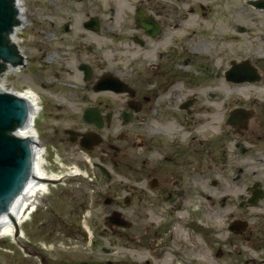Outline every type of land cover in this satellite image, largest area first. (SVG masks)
Segmentation results:
<instances>
[{"label":"flooded vegetation","instance_id":"1","mask_svg":"<svg viewBox=\"0 0 264 264\" xmlns=\"http://www.w3.org/2000/svg\"><path fill=\"white\" fill-rule=\"evenodd\" d=\"M38 3L18 35L38 135L48 159L80 155L99 196L72 247L14 236L28 257L0 262L264 264V0Z\"/></svg>","mask_w":264,"mask_h":264},{"label":"water","instance_id":"2","mask_svg":"<svg viewBox=\"0 0 264 264\" xmlns=\"http://www.w3.org/2000/svg\"><path fill=\"white\" fill-rule=\"evenodd\" d=\"M16 5L15 0H0V73L6 62L17 64L21 61L16 43L10 38L18 24ZM27 110L25 99L7 91L0 92V214L7 212L8 207H20L22 202L15 198L31 172L30 138L12 132L24 125ZM107 219L109 224L123 223L118 213Z\"/></svg>","mask_w":264,"mask_h":264},{"label":"rangeland","instance_id":"3","mask_svg":"<svg viewBox=\"0 0 264 264\" xmlns=\"http://www.w3.org/2000/svg\"><path fill=\"white\" fill-rule=\"evenodd\" d=\"M21 2L24 11H23V23L21 26H30L31 21L33 17L37 16V11L40 9L39 6V0H18ZM20 29L17 30L16 36L18 34ZM3 81H5L7 86H15L17 85L22 86L23 84L31 86V84L28 82V80L25 77H22V75L15 71L14 74L7 75L4 77ZM70 154V153H69ZM75 164L79 166L81 169H84L85 176L83 177H70L69 179H65L66 183L61 188L57 187L56 191V197L55 199V210L57 215L59 216V223L53 222V226L55 227V230L52 231V234H49L45 231H43L42 228L37 227V222L35 221V216L37 218L40 217L37 211L31 212L29 216H27L24 220L25 225V236L22 237V242L28 243V244H36L40 245L42 243L47 244V248L50 247L48 250H46V254L51 255L50 253H54L57 251L58 247L61 248H70L71 245V239H68V236L65 234L66 228L69 227L70 224H63V222H67V216L72 217L75 210H77V205L80 201H83L85 198L94 199V197L97 198L98 194L96 192H93L92 189H94L93 185L91 184L90 178L93 176V171H91V168H86L83 164V161L81 159L80 155H73L69 157V159L64 161L63 166H49L47 170H53L56 173L60 174L66 171V168L68 165ZM45 167V166H44ZM46 168V167H45ZM95 178V177H94ZM100 182V181H98ZM62 185V184H61ZM103 186V185H102ZM65 189L66 192H63L60 195V190ZM106 189H108V186L105 185L102 187V191L104 192ZM55 193V191H53ZM54 205V204H53ZM7 238V237H6ZM67 244H69L67 246ZM0 259H10L15 258L17 255L22 254L21 248H19L13 241L6 240L4 244H0ZM4 252H2V250ZM23 257H27L22 255Z\"/></svg>","mask_w":264,"mask_h":264},{"label":"bare ground","instance_id":"4","mask_svg":"<svg viewBox=\"0 0 264 264\" xmlns=\"http://www.w3.org/2000/svg\"><path fill=\"white\" fill-rule=\"evenodd\" d=\"M17 10H18V20L20 25L23 23V11L24 8L18 0H16ZM19 25V26H20ZM21 27V26H20ZM13 38H15L14 33L10 34ZM0 82V85H2ZM4 84V82H3ZM31 120L29 119L23 128H21L20 134L21 135H28L31 136L33 131H31ZM34 135V134H33ZM39 148H35L32 153V174L29 177L28 183L23 188V191L18 194V197L15 198L16 201L22 202L20 207L13 208L10 207L8 210L13 214L12 218L8 217V213H3L0 215V237L8 236V234L12 233V222L17 221L20 222L23 218H26L30 212H32L38 202L39 195L45 192L47 186V180L50 178H57L54 175H45L43 172L42 167L39 166V156H38ZM35 175V176H34Z\"/></svg>","mask_w":264,"mask_h":264}]
</instances>
